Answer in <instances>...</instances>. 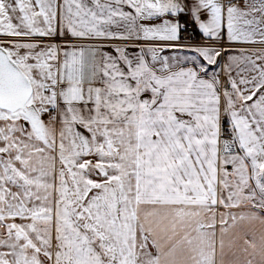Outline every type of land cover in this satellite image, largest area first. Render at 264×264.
<instances>
[{
  "label": "snow or ice",
  "instance_id": "obj_1",
  "mask_svg": "<svg viewBox=\"0 0 264 264\" xmlns=\"http://www.w3.org/2000/svg\"><path fill=\"white\" fill-rule=\"evenodd\" d=\"M0 264H264V0H0Z\"/></svg>",
  "mask_w": 264,
  "mask_h": 264
}]
</instances>
